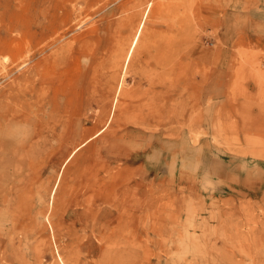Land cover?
Listing matches in <instances>:
<instances>
[{
	"label": "rangeland",
	"instance_id": "374dc122",
	"mask_svg": "<svg viewBox=\"0 0 264 264\" xmlns=\"http://www.w3.org/2000/svg\"><path fill=\"white\" fill-rule=\"evenodd\" d=\"M1 13L22 59L0 56V93L36 68L48 84L42 102L9 100L0 264H264V0H0Z\"/></svg>",
	"mask_w": 264,
	"mask_h": 264
},
{
	"label": "bare ground",
	"instance_id": "6f19581e",
	"mask_svg": "<svg viewBox=\"0 0 264 264\" xmlns=\"http://www.w3.org/2000/svg\"><path fill=\"white\" fill-rule=\"evenodd\" d=\"M149 13H150V8H148L146 10V12L144 14V19H143L144 21H142L141 24L138 27L137 34L134 37V40H133L132 45H131V48L128 51V54L126 56L125 66H128L130 64V62H131V60L133 58L134 52H135L136 48L139 45V42L141 40L143 31H144V28H145V22H146V19H147ZM2 17H3V13L0 14V18H2ZM3 22H5V21H3ZM17 23H18V21H17ZM21 25L19 24L16 27H7L6 29H3V30L7 31V33H10L11 31H13V32L16 31V32H20L22 34L24 28H23V24H21ZM8 26H10V25H8ZM6 41L4 43L0 42V56L3 55V54L6 55L5 53H7L6 57H4L5 58L4 63L5 62L6 63L9 62V63H7V65H10V66L14 67V66L18 65L19 61L22 59V57L20 56V49L18 48V45H16V46L12 45L15 42L14 39L12 41V39L10 38L9 40L7 39ZM123 49H124V46H123ZM3 65H4V67L2 66L3 68L0 70V73H3L4 70H6V72H7V69H8V68H6L7 65L6 64H3ZM32 73H33L32 79H33V81L35 80L34 83H31L30 80H23L21 83L20 82H18V83L16 82L15 85L11 87V90L13 92L12 94L10 92H9L8 95H6V94L3 95L5 92L4 93H0V110H1L0 111V137L5 135V134H7V133L9 134V132H7L8 129L5 128V125L14 124L16 122H19V120H20V117L17 116L14 111L10 110V107H11V104H10V101H9L10 99H12V101H15L16 100L15 98H19L21 95H26V94L31 93L32 96L36 97L37 101L42 102V101L45 100V98L43 96V90H44V86L46 84H48L47 80L45 79L47 73L46 72H42V70L39 69V68L34 69L32 71ZM39 85H40V88H39ZM84 145H85V143L83 144V146ZM74 153H76V151H74ZM71 157L68 159V161L71 159ZM57 188H58V184L56 185V189Z\"/></svg>",
	"mask_w": 264,
	"mask_h": 264
}]
</instances>
